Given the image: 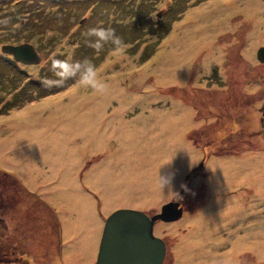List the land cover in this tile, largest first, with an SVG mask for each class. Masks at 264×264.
Instances as JSON below:
<instances>
[{
	"label": "rangeland",
	"instance_id": "374dc122",
	"mask_svg": "<svg viewBox=\"0 0 264 264\" xmlns=\"http://www.w3.org/2000/svg\"><path fill=\"white\" fill-rule=\"evenodd\" d=\"M99 26L125 55L88 46ZM261 46L264 0H0V264H96L111 213L170 202L163 264H264ZM53 53L106 93L44 87Z\"/></svg>",
	"mask_w": 264,
	"mask_h": 264
},
{
	"label": "water",
	"instance_id": "95a60500",
	"mask_svg": "<svg viewBox=\"0 0 264 264\" xmlns=\"http://www.w3.org/2000/svg\"><path fill=\"white\" fill-rule=\"evenodd\" d=\"M15 52L32 55L23 46H16ZM257 58L264 63V46L258 49ZM182 212L178 202L167 203L154 215L137 209L114 211L105 221L96 264H163L167 246L154 234V226L160 220L178 219Z\"/></svg>",
	"mask_w": 264,
	"mask_h": 264
},
{
	"label": "clouds",
	"instance_id": "9594fccd",
	"mask_svg": "<svg viewBox=\"0 0 264 264\" xmlns=\"http://www.w3.org/2000/svg\"><path fill=\"white\" fill-rule=\"evenodd\" d=\"M89 38L88 46L99 54L106 44H111V52L114 56H123L126 53L124 41L116 35L114 29L102 26L89 28L85 34ZM50 62L49 71L54 78H48L42 81L46 88L63 87L69 80L75 81L77 85L85 89H90L94 93L103 95L108 89V85L100 78L97 66L90 60L72 62L70 58L57 59L56 54L49 56L45 64ZM83 68L78 78L76 72ZM164 183V181H163Z\"/></svg>",
	"mask_w": 264,
	"mask_h": 264
},
{
	"label": "bare ground",
	"instance_id": "6f19581e",
	"mask_svg": "<svg viewBox=\"0 0 264 264\" xmlns=\"http://www.w3.org/2000/svg\"><path fill=\"white\" fill-rule=\"evenodd\" d=\"M53 119L54 118H52V116H51V118H49V119H47L48 121V124L49 125H51L52 124V121H53ZM75 130H76V133L75 132H73L72 134H70V136L71 135H73L71 138L73 139L74 138V136L77 134V132H78V130L76 129V127H75ZM54 134H56L58 137H60V134H63V137H61L64 141H66L67 143L69 142H71L72 140H67V138L66 137H68V139H69V135H68V132H67V130H59V128H58V126L56 127V129L54 130ZM27 154V153H26ZM26 154L24 155V156H26ZM28 160V159H27ZM228 170H229V168H228ZM263 172H264V169H263ZM229 178V175L227 176V178H226V180ZM240 180H242L241 182H243V180H245V177H243L242 179H240ZM254 183V182H253ZM262 192H264V191H262ZM225 195H223L222 197H224ZM225 198V197H224ZM223 198V199H224ZM227 199H231V198H229L228 196L226 197V199H225V201H227ZM245 198L243 197V196H235L234 195V202H233V206H235L236 205V201H237V209H238V207L239 208H241V206H242V200H244ZM211 201H214V198H212L211 200H209V204L211 203ZM209 204H208V206H209ZM206 210V209H205ZM207 211V210H206ZM227 211H228V213L225 211V213H223V215H225V216H228V218H230V217H232V216H234L235 215V211H233L232 209H227ZM223 212V211H222ZM205 213V212H204ZM216 216V215H215ZM241 239L240 238H238L234 243H235V245L233 246V248H232V250H233V253L236 255V254H238L239 253V249H241L240 247H241ZM227 255H232V254H226L225 256H224V258L227 256Z\"/></svg>",
	"mask_w": 264,
	"mask_h": 264
}]
</instances>
